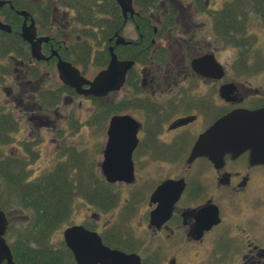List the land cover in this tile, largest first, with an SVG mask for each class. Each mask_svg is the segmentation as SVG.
Returning a JSON list of instances; mask_svg holds the SVG:
<instances>
[{"label":"flooded vegetation","instance_id":"1","mask_svg":"<svg viewBox=\"0 0 264 264\" xmlns=\"http://www.w3.org/2000/svg\"><path fill=\"white\" fill-rule=\"evenodd\" d=\"M30 1L35 10L8 3L0 6V22L10 28L0 27V92L6 96L7 108L0 114L11 117L14 124L10 132H3L4 141L17 131L19 119L33 118L28 117L33 107L50 111L54 106L58 117L62 101L66 112L77 107L90 114L82 119L76 116V129L97 127L102 132L101 160L94 173L104 183L101 193L107 192L100 202H89L101 213L68 227L81 225L110 249L138 256L140 264H264V115L259 129L258 123L245 119L239 140L249 144L245 150L222 157L192 153L199 137L224 116L264 109V51L260 54L257 46L264 39H255L248 31L253 17L264 24V0L219 4L217 0H158V9L148 14L132 0L134 12L125 16L116 0H101V9L109 11L104 27L74 20L75 7L57 6L53 0L48 5L45 0ZM169 7L176 11L174 23L164 26L162 14ZM192 7L195 15L204 16L202 23L191 19ZM18 11L28 12L27 17ZM25 30L32 42L41 40L42 59L31 56V42L22 36ZM222 49L232 51L229 61L220 59ZM111 54L132 63L119 89L86 95L87 84L75 78L65 83L59 77L61 60L71 64L80 78L93 80L107 68ZM91 64L97 72L88 77ZM113 116L134 121L135 127L130 120L118 123L121 135L129 138L135 128L130 183L108 182L100 167ZM48 117L42 113L37 126L51 127ZM24 150V156L37 155ZM146 161L148 166L169 165L175 171L156 179L139 172ZM88 166L85 154L76 151L73 162H62L52 171L65 167V174L85 177ZM167 181L177 184L154 197ZM114 187L132 188L138 195L149 192L142 212L133 200L120 211ZM115 211H120L122 220L100 222V214ZM138 213L128 230L125 221Z\"/></svg>","mask_w":264,"mask_h":264},{"label":"trees","instance_id":"2","mask_svg":"<svg viewBox=\"0 0 264 264\" xmlns=\"http://www.w3.org/2000/svg\"><path fill=\"white\" fill-rule=\"evenodd\" d=\"M51 1L45 0L47 5ZM102 1L52 2L64 8L75 7L78 14L74 20L97 27L103 26L109 17V11L101 9ZM11 4L17 9H36V4L30 0H11ZM135 4L148 14L150 10L157 8L158 0H135ZM162 15L163 25L172 26L176 11L169 7ZM116 16L118 18V14ZM12 120L11 117L0 114V143L5 139L3 132H10L13 129ZM88 171V176L72 177L65 174L67 168L64 167L62 170L58 168L55 171H48L32 180L17 159L9 157L6 160L0 156V209L8 212L13 207H19L24 212H30V218L24 226H20L15 236L7 231V241L17 264H74L71 253L64 244L58 248L52 244L51 234L69 216L75 197L80 195L90 203H97L106 194L107 191L101 193L102 189H99L104 183L95 175L92 164L89 165ZM9 228L11 229V226H8Z\"/></svg>","mask_w":264,"mask_h":264},{"label":"water","instance_id":"3","mask_svg":"<svg viewBox=\"0 0 264 264\" xmlns=\"http://www.w3.org/2000/svg\"><path fill=\"white\" fill-rule=\"evenodd\" d=\"M125 16L126 12L133 11L132 0H116ZM10 1L0 0V6ZM19 14L27 17L28 12L18 11ZM0 27L5 30H10L8 25L0 22ZM31 28V27H30ZM25 40L31 42V56L36 59H42L40 52V39L32 42L31 37L25 30L22 34ZM112 50V49H111ZM132 63L127 61H118L114 54H111L109 65L104 71L99 72L93 80H85L79 77L78 71L72 67L71 64L59 61L58 74L60 79L68 83L69 80H80L81 84H87L86 90H83L86 95H102L110 90L119 89L126 75L127 70ZM264 115V109L253 113L235 111L220 120H218L210 129L205 131L196 141L192 153L194 155H209V156H223L227 152L237 150L241 152L249 147L247 143H241L239 140L244 136V121H254L263 126L260 116ZM131 121L135 127L133 119L128 116H113L110 120L108 128V141L104 151V159L101 163V170L108 182L124 181L130 183L133 181V169L131 161V152L136 144L135 128L131 131L129 136L121 135L118 123L121 121ZM255 129V128H254ZM255 129V130H257ZM123 137L127 141L123 143ZM231 139L238 142L231 143ZM173 181H167L161 185L153 194L162 193L165 190H171ZM160 201V200H159ZM8 228V219L6 213L0 209V264H17L13 258L11 248L6 241L5 234ZM64 243L72 252L76 264H140L139 257L136 255H128L122 251L112 250L105 246L101 239L93 232H89L81 225H74L68 227L63 232Z\"/></svg>","mask_w":264,"mask_h":264},{"label":"rangeland","instance_id":"4","mask_svg":"<svg viewBox=\"0 0 264 264\" xmlns=\"http://www.w3.org/2000/svg\"><path fill=\"white\" fill-rule=\"evenodd\" d=\"M221 1L222 0H217V3L219 4ZM218 6L219 5H217V7ZM191 19L197 23H202L205 18L204 16L195 15L192 7ZM248 31L253 38L257 39V37L259 38V36H261L264 39V24H262L258 18L253 17L248 21ZM90 39L92 38L90 37ZM257 46L260 50V54H263L262 51H264V43L259 40ZM223 49L219 54L220 59L222 61H229L232 51L230 52L229 50ZM96 72L97 68L94 66L92 67L91 64L90 72L88 71V77H93ZM4 86H10V83H6ZM26 101L29 105H31L33 102L32 100L28 99H26ZM60 105L58 117L56 116L55 112H53L54 106L50 111L40 110V107L38 106L33 107L31 110L32 113L29 111L28 115V117L33 116V118L30 120L24 117V120L19 119L17 131L14 130L7 141L0 143V156L3 158L12 157L17 159L18 163H20L24 168L25 173L28 174V177H31L30 179L32 180L41 174L54 170L56 166L62 162H73L76 151L78 153L85 154L87 163L89 165L92 164L95 166L99 160H101L99 152L100 136L102 135L101 130H98L97 127H89L86 129L81 128L82 130L76 129V116H78L79 119H82L86 117L88 113H86L85 110L79 111L77 107H74L73 109L69 108L72 110V113L66 112V107L63 101ZM5 106L6 96L3 92H0V109L3 108L7 110ZM42 113H46V116H49L47 120L52 121V126L47 129L37 126V119L42 116ZM15 116L18 115L15 114ZM42 120H44V118ZM29 126L32 128L31 130L29 129ZM25 147L29 149L28 154L29 152H36L37 155L31 154V156H24V152L26 151L24 150ZM143 165H145V167H140L139 172H143L145 175L153 176L156 179H161L166 173H172L175 171V167L169 165H166L161 169H157V165L155 164L153 166H148L147 161ZM142 180L143 178L141 181ZM114 191L117 193V204L121 206L120 211H122V208L127 205L130 200H133L138 202L139 211L142 212L144 204L147 200V195L149 193L140 192L141 194L138 195L137 192L132 188L121 187H114ZM117 211H115L114 214H100V217L102 218L100 222L106 223L107 220L109 221L111 219H119V221L122 220L120 219V211ZM94 213L101 212L89 205V202L87 203V201L84 200V198H81L80 195L75 197L69 216L64 220L63 223H61L52 231V244L58 248L61 244H63V231L66 229V227H68V225L82 222L83 220L89 221V216L91 219ZM6 214L9 221V226H11V229H8L9 234L12 233L14 236L17 234L16 232L20 226H24L28 218H30V212H24L19 207L11 208L8 212H6ZM139 216V213L136 215H130V217L125 221L127 222L128 230H132L131 225L137 220V218H139Z\"/></svg>","mask_w":264,"mask_h":264}]
</instances>
